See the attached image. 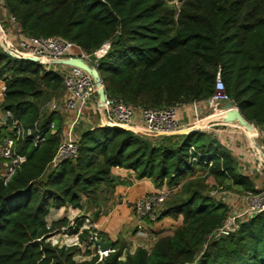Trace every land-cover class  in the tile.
Instances as JSON below:
<instances>
[{"label":"trees","instance_id":"trees-1","mask_svg":"<svg viewBox=\"0 0 264 264\" xmlns=\"http://www.w3.org/2000/svg\"><path fill=\"white\" fill-rule=\"evenodd\" d=\"M177 1L4 3L28 36H60L89 54L109 43L97 69L106 93L115 99L152 109L204 103L215 93L220 74L226 95L242 115L264 127V0ZM0 80L7 87L2 109L26 128L38 124L46 138L39 146L31 139L20 143L27 163L8 183L0 181V264H264V212L240 222L229 235L210 239L224 225L229 208L206 194L202 180L181 185L202 169L227 189L257 191L213 134L151 137L107 126L84 128L77 133L78 156L52 167L65 125L60 113L46 105L63 96L62 74L0 48ZM193 156L198 157L195 166ZM113 168L132 171L158 188L181 185L160 220L182 217L183 223L151 251L139 247L123 259L126 244L114 243L103 259L97 254L77 261L79 246H53L50 237L64 228L90 247L96 230H81L83 218L73 226L67 218L51 224L47 218L67 205L98 204L103 186L116 184Z\"/></svg>","mask_w":264,"mask_h":264},{"label":"built area","instance_id":"built-area-1","mask_svg":"<svg viewBox=\"0 0 264 264\" xmlns=\"http://www.w3.org/2000/svg\"><path fill=\"white\" fill-rule=\"evenodd\" d=\"M175 2L179 4L177 0ZM6 25L12 29L5 28ZM0 27V38L8 49L15 50L23 55L44 58L47 61L79 58L93 64L97 68L98 60L105 56L110 48V44L106 43L94 53L89 54L77 44L60 36H28L8 14L4 0H0ZM43 66L48 69L53 67L55 71L62 74L65 89L62 102L51 101L46 105V108L54 112L64 111L68 115L66 130L51 163L52 167L65 160H73L78 156V130L85 124L88 125L87 128L96 126L90 116L92 111L99 113L100 124L97 126L109 127L116 124L130 126L138 129L141 135L154 137L196 127L211 115L218 113L220 103L232 102L226 95L224 83L220 74H218L215 93L204 102L205 108L210 114L204 116L201 103H192L194 121L190 127H185L178 118V110L181 106H172L164 109L134 107L106 93L104 108L102 109L99 107L96 83L87 71L73 66ZM6 90L7 87L3 82V84H0L1 107L6 97ZM0 113V133H4L0 137V181L8 183L16 172L27 163V157L20 154L18 150L19 144L31 139L35 146H39L45 142L46 138L38 124L33 128H26L19 120L14 118L11 112L2 109ZM103 115H105V118ZM255 127L258 128V126ZM210 128H212L211 134H214L219 142L226 144L227 147L232 142L228 140L229 138L234 139L244 135L252 141V148L256 150V156L258 157V167L264 170V161L260 150L255 147L254 141L243 128L235 125L215 123L205 128V130ZM50 129L55 132V124H52ZM256 130L258 132V129ZM259 135L258 132L257 136ZM260 138L264 140V132H262ZM260 148L264 152V147ZM195 151V148L192 147L191 152L194 153ZM190 161L195 166L198 164V157L193 156ZM208 166L211 167L212 163H209ZM180 189L181 185L177 187L164 186L138 199L134 205V211L139 223V229H143L146 223L150 226L159 223L165 203L172 199ZM233 190L229 191L224 186H220L211 193L215 200L229 208V214L224 225L215 230L210 235V239H218L221 236L229 235L238 228L240 222L264 212V188L257 191ZM62 229L65 230L64 228ZM76 240H79L78 235ZM94 240L96 242V236ZM111 252H113L112 249L101 251L98 248L100 259L107 257Z\"/></svg>","mask_w":264,"mask_h":264},{"label":"crops","instance_id":"crops-1","mask_svg":"<svg viewBox=\"0 0 264 264\" xmlns=\"http://www.w3.org/2000/svg\"><path fill=\"white\" fill-rule=\"evenodd\" d=\"M0 84H3L2 80H0ZM63 97L64 94L59 99L52 101L62 102ZM201 107L204 116L210 114L207 108H205L204 103H201ZM59 113L64 119L66 130L68 115L64 111H59ZM178 118L185 127H190L192 125L194 117L191 104H185L179 108ZM211 131L212 128L204 130V132L207 133H211ZM228 140L232 141L231 145L228 147L221 141L220 143L226 145L225 147L228 148L237 161L241 172L252 178L255 188L257 190L263 189L264 170L258 167V157L256 156V150L252 148V141L244 135L239 138H229ZM259 145L260 147H264V140H262ZM112 175L116 179V184L112 186H103L101 199L98 204H94L92 201H85L82 209H74L70 205L59 210L53 209L47 221L50 220V222L53 223L67 218L72 223L73 221L75 222V218L78 219V217L74 216L79 214V216H82L84 219L81 230L91 228L92 230H96V232L100 234L101 239H97V242L112 243V246L114 243H125L126 249L124 253H134L139 247H144L151 251L155 243L161 237H164V234H167L168 229H172L174 233L175 230L182 225V217L177 220L173 218H164L155 225L150 226L146 223L143 229H139L134 205L138 199L157 191L159 188L156 187L150 179H137L134 172L123 168H113ZM97 233H92V241L94 242V237L96 236L97 238ZM72 237H74L72 240H75L77 235H73ZM97 242H95V245L87 247V242L80 243L79 241V243L74 246L84 244L85 248L91 252L90 257L92 258L94 255H97L99 248L96 244Z\"/></svg>","mask_w":264,"mask_h":264},{"label":"water","instance_id":"water-1","mask_svg":"<svg viewBox=\"0 0 264 264\" xmlns=\"http://www.w3.org/2000/svg\"><path fill=\"white\" fill-rule=\"evenodd\" d=\"M0 33H1V27H0ZM0 48L9 56L18 59V60H24V61H31L34 63H38L41 65H59V66H73L81 68L85 71H87L94 79V82L97 86V93H98V100H99V107L104 108L105 103V96H106V90L103 85L100 73L98 69L91 63L84 61L83 59L79 58H73V59H59V60H45L44 58L35 57V56H27L23 55L21 53H18L15 50H10L7 48V46L4 44V42L0 38ZM105 118V115H103ZM215 123H222V124H229V125H235L240 128H243L247 133L248 136L254 141V145L257 149L260 150V153L262 155L263 161H264V152L261 150L259 143L255 140L257 136V130L253 123L248 121L240 112V110L232 103V102H222L219 104V111L218 113L211 115L207 119H205L201 124H199L196 127L192 128H186L177 132L168 133L163 136H186V135H192L194 133H197L199 131H204L205 128H207L210 125H213ZM110 128H118L123 129L126 131H130L135 134H141V132L130 126H123V125H111ZM101 251H109L112 248V243H103V242H97L96 243Z\"/></svg>","mask_w":264,"mask_h":264},{"label":"rangeland","instance_id":"rangeland-1","mask_svg":"<svg viewBox=\"0 0 264 264\" xmlns=\"http://www.w3.org/2000/svg\"><path fill=\"white\" fill-rule=\"evenodd\" d=\"M5 28H8V29H12L10 26L6 27ZM2 110V107L0 106V111ZM90 116H91V119L92 121L94 122V124L97 126L100 124V117H99V113L95 112V111H92L90 112ZM87 124L85 125H82L80 129H84V128H87ZM79 129V130H80ZM258 129V132H259V136H256L255 140L260 143L262 141V139L260 138V136L262 135V132H264V128H256ZM258 132H257V135H258ZM214 135V134H213ZM217 138V137H216ZM189 180H202L204 181L205 185L207 186V190H206V194L211 196L212 192L213 191H216L218 187L222 186L221 184H218L215 179L213 177H210L208 175V173H206V171H203L202 169H198L195 173L191 174L188 178H186L182 183L184 184L186 181H189ZM170 187V186H168ZM229 191H234L233 189H228ZM212 197V196H211ZM74 217H78V218H83L82 216H79V214H76V216ZM77 219V218H75ZM74 219V220H75ZM177 220V219H175ZM48 223L50 224V220L48 221ZM74 221L71 223V226L74 225ZM174 227V226H173ZM66 230H63L61 229L60 231H55L54 234L50 237L49 241L51 242V244L53 246H72V245H76L79 243L78 240H72L74 237H72L71 235H68L66 233H64ZM173 230L172 229H168L167 231V234H164L166 236H171L173 235ZM97 242V241H96ZM79 247H80V252L76 255L75 259L77 261H84V260H89L91 259L90 255H88V249L85 248V245L84 244H79ZM94 248V247H93ZM92 248V249H93ZM97 254H98V251H97ZM125 255L126 253H124V256H123V259H125Z\"/></svg>","mask_w":264,"mask_h":264}]
</instances>
